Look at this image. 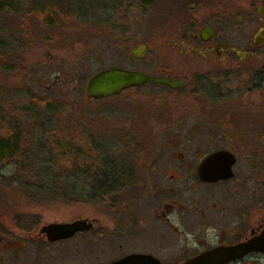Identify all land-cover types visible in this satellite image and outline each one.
<instances>
[{
	"label": "flooded vegetation",
	"instance_id": "af4514ba",
	"mask_svg": "<svg viewBox=\"0 0 264 264\" xmlns=\"http://www.w3.org/2000/svg\"><path fill=\"white\" fill-rule=\"evenodd\" d=\"M47 1L44 3L49 4ZM162 2L176 9L174 16L170 13L165 20H179L182 24L177 37L168 43L174 48L166 50L156 71L128 70L165 77L177 84L172 87L147 82L101 98L87 96V101L114 98L123 105L125 118L119 120L128 127H119L118 137H140L145 143L150 137H180L188 131L184 142L188 144L189 138L198 133L183 127L191 119L198 126H207L204 129L208 134L225 144H213L193 160L188 153L205 151L206 146H181L179 141L180 144L161 147L169 156L140 160L144 155L139 151L135 159L131 155L132 161L125 163L128 177L118 178L126 183H142L145 191L123 196L117 190L110 192L115 196L113 208L109 209L115 220L113 230L99 217L78 215L51 221L37 215L4 214L0 217V264H110L125 257L130 258L124 264H184L216 248L254 238L264 242V194L248 195L234 189L226 192V184L237 178L239 165L250 169L263 164L264 0ZM127 145H122L123 149ZM177 147L182 151L174 156ZM219 150L235 157L233 176L214 182L200 179V163ZM6 162V158L0 161L2 165ZM105 165L98 162L101 176L92 181L87 177L85 181L103 183L110 177L112 183L116 182L118 179L106 172ZM114 166L115 163L111 168ZM219 186L220 190L215 191ZM76 220L90 221L92 228L55 240L43 231L51 223ZM88 231L96 232L102 248L107 239L110 256L88 262L85 242L69 246L70 240L82 238ZM211 262L264 264V252L252 250Z\"/></svg>",
	"mask_w": 264,
	"mask_h": 264
},
{
	"label": "rangeland",
	"instance_id": "374dc122",
	"mask_svg": "<svg viewBox=\"0 0 264 264\" xmlns=\"http://www.w3.org/2000/svg\"><path fill=\"white\" fill-rule=\"evenodd\" d=\"M39 1L35 0L36 5L50 8L59 2L51 0L45 4L47 0ZM117 1L62 0L66 11H57L56 24L37 32L33 20H25V27H21L22 21L18 17L27 9L25 0H0V104L8 102L2 109L14 120L11 125H16L24 134L21 141L27 142L22 148L25 151L18 153L15 159L7 156V162L0 163V217L13 213L17 216L37 215V218L51 221L78 215L99 217L109 230H113L115 220L109 209L113 208L115 196L109 191L115 186L122 196L145 191L142 183H126L118 178L128 177L125 163L132 161L131 155L135 159L139 151L144 155L140 160L169 156L170 153L161 147L180 144L179 141L181 146H206L205 151L188 153L193 160L209 146L225 144L222 139L210 136L204 129L207 126H198L191 119L183 127L198 133L189 138L188 144L184 143L188 131L180 137H150L145 143L140 137H118V128L128 127L125 121L119 120L125 118L123 105L114 98L94 101L84 98L86 81L99 70L123 67L156 71L162 65L166 50L174 48L168 43L177 37L182 27L179 20H165L170 13L174 16L176 9H169L162 0H151L152 3ZM138 45L146 48L141 58L130 54ZM69 129L94 137L93 151L78 137L71 136L67 132ZM57 130L67 132L66 136L58 139V134H54ZM125 144L128 145L123 149ZM131 146L134 147L129 150ZM175 151L174 156L182 149L177 147ZM261 155L262 165L250 169L237 167V178L226 184V192L234 189L248 195L264 194V152ZM73 159L82 167L92 169L98 162L104 163L106 172L118 180L113 181V187L104 188L97 180L85 181L87 177L94 180L99 174L98 169L92 170V175L84 169L87 175L84 178L74 176L81 173V169L72 172L55 167L59 161ZM114 163L115 169L111 168ZM56 173L63 177H54ZM55 182L61 184L47 187ZM83 242L86 243L88 262L111 255L110 243L106 239L102 248L95 231L86 232L82 238H73L68 244L74 248Z\"/></svg>",
	"mask_w": 264,
	"mask_h": 264
},
{
	"label": "water",
	"instance_id": "95a60500",
	"mask_svg": "<svg viewBox=\"0 0 264 264\" xmlns=\"http://www.w3.org/2000/svg\"><path fill=\"white\" fill-rule=\"evenodd\" d=\"M145 46L138 45L132 49L134 57H143ZM165 83L174 87L177 82L165 77L152 76L138 70H128L119 67H109L93 73L85 84V93L91 98H101L118 93L124 88L138 86L142 83ZM235 157L225 151L219 150L209 154L200 163L197 174L200 179L207 182H214L220 179H227L233 176L231 166ZM92 223L87 220H76L71 223H51L44 227L43 231L49 239L55 240L72 236L76 231L90 230ZM257 250L264 252V242L259 238L239 243L226 248H216L194 257L184 264H213L211 260L226 258L230 256L243 255L249 251ZM130 257L110 264H124Z\"/></svg>",
	"mask_w": 264,
	"mask_h": 264
},
{
	"label": "trees",
	"instance_id": "16d2710c",
	"mask_svg": "<svg viewBox=\"0 0 264 264\" xmlns=\"http://www.w3.org/2000/svg\"><path fill=\"white\" fill-rule=\"evenodd\" d=\"M51 1V0H50ZM57 5L54 4L51 8L42 6L40 7L39 5H36L35 0H25L27 9L23 11V13H20V16L18 17L19 20H21L22 25L21 27H25V20H33V24L37 28L36 31L39 32V30L44 29L47 30L51 27H53L56 24V18H58V10H65L66 7L61 4L62 0H58ZM78 13V12H76ZM57 16V17H56ZM56 17V18H55ZM43 30V31H44ZM84 98L88 100L89 98L85 95ZM5 106L8 105V102L3 103ZM3 104H0V161H3L7 156L8 157H13L14 159L18 155V153H22L25 150H22V148L26 147L27 142L26 141H21V137H23L22 133H20L17 130V126L11 125V122L14 120L9 116L7 113L8 111H5L3 108ZM23 132V131H22ZM71 136H75L79 138V141L81 143L87 145L93 151L94 148V140L89 133L87 135H81L79 134V131L73 130L71 131L70 129L67 131ZM67 132H63L62 130H57L54 134H58L57 138H61L63 136H66L65 134ZM78 135V136H77ZM25 136H27L25 134ZM29 136V135H28ZM26 142V143H24ZM15 157H14V156ZM22 155V154H21ZM21 155H20V160H21ZM55 162V161H54ZM57 162V161H56ZM53 163V162H52ZM59 170H71L72 172L75 170H80L81 173L74 174V176H84V178L87 176L84 169L91 171L90 175H92V170L98 169L97 165L93 169L91 167H82L80 163H78L76 160L72 161H65L58 164H55ZM53 170V169H52ZM99 171V170H98ZM101 175L98 174L96 177H100ZM56 178L63 177L61 176V173H56L55 176ZM81 178V177H77ZM111 183V184H110ZM57 184L61 183H49L47 184V187H53L56 186ZM92 184V183H91ZM104 188H111L114 186L112 183V179L110 177H106L105 181L103 183H100ZM95 186V185H94ZM116 187V186H115ZM113 190H110L109 192H114L115 188ZM107 193V192H106Z\"/></svg>",
	"mask_w": 264,
	"mask_h": 264
}]
</instances>
